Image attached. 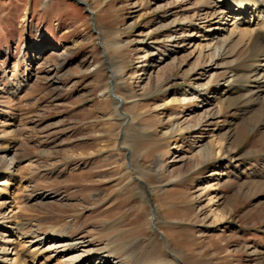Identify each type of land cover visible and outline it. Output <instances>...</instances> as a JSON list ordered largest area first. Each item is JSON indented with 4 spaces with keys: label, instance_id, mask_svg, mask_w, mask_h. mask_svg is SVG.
Segmentation results:
<instances>
[{
    "label": "rangeland",
    "instance_id": "1",
    "mask_svg": "<svg viewBox=\"0 0 264 264\" xmlns=\"http://www.w3.org/2000/svg\"><path fill=\"white\" fill-rule=\"evenodd\" d=\"M212 3L0 0V148L15 146L20 161L2 196L0 216L13 210L3 226L110 243L125 264H264V185L252 184L263 172L264 132L233 108L207 121L217 108L213 99L203 106L226 62L241 57L235 49L218 63L225 68L209 66L211 26L196 18ZM185 91L194 94L181 101ZM227 129L243 162L236 173L223 161L220 184L207 191L221 162L202 149ZM212 192L213 209L226 215L220 225L206 201ZM45 193L57 197L38 198Z\"/></svg>",
    "mask_w": 264,
    "mask_h": 264
},
{
    "label": "bare ground",
    "instance_id": "2",
    "mask_svg": "<svg viewBox=\"0 0 264 264\" xmlns=\"http://www.w3.org/2000/svg\"><path fill=\"white\" fill-rule=\"evenodd\" d=\"M204 8L207 12L201 9L196 19L204 20V23L211 26L205 36L209 41L207 49H210V55H208L212 60H210L209 66L212 67V71L216 72L229 65L221 78L223 82H216L209 89L219 92H211L212 95L208 96L204 95L208 98L204 99L203 106L209 105L213 99L217 108L216 114L207 116V121L219 120L224 108H233L252 118L256 122L253 128L259 127L264 132V0H216V3ZM235 49L240 50L241 53V57L238 55L239 53L237 54L240 58L235 60L236 63L218 64L220 61L234 56ZM234 57L236 58V56ZM111 81L113 82V79ZM110 84L111 87L108 89L109 93L110 90L112 93L114 84ZM193 94L191 91H185L180 100H186ZM113 97L116 106L123 103L119 96ZM233 137L232 131L227 129L212 136V141L202 149L205 160L221 162L213 172L208 174L209 182H206L205 190L217 189L224 176V171L220 170L223 161H226L233 172L238 173V165L243 162V159L234 148L230 147V140ZM19 164L15 146L7 144L0 148V209L7 204L2 196L7 194L11 183L15 181V170ZM261 164L263 172L262 174H258L257 171L254 173L257 178V181L252 182L254 185H264V159ZM142 188L145 193L152 191L143 183ZM214 194L213 192L208 193L206 201L210 207L209 213L213 217V224L220 225L226 215L222 210L213 209L217 202V195ZM56 197L57 195L45 193L44 197L39 194L38 198L53 199ZM12 212L13 210H10L9 214ZM9 214L0 216V236L3 239H0V244L3 246L0 254L4 257L0 256V264H37L38 256H45V261L49 263L57 260L60 264H125L121 260L114 259L110 243L91 247L93 246L92 240H88L84 236L70 235L69 232L60 229L49 228L44 233L37 234L35 231L22 233L20 224L17 222L12 224L13 227L3 226V224H10ZM150 221L151 229L155 231L154 216ZM223 230V227H219L216 231L222 232ZM23 240L26 242V250L22 254H12L10 248L18 241ZM165 252L172 260L177 261V257L167 246H165ZM12 255L15 258L7 259ZM130 260L131 262L127 264H139L136 257H132Z\"/></svg>",
    "mask_w": 264,
    "mask_h": 264
},
{
    "label": "water",
    "instance_id": "3",
    "mask_svg": "<svg viewBox=\"0 0 264 264\" xmlns=\"http://www.w3.org/2000/svg\"><path fill=\"white\" fill-rule=\"evenodd\" d=\"M110 93H111V90H110ZM112 94V93H111ZM148 200H149V203L151 204V200H150V198H148Z\"/></svg>",
    "mask_w": 264,
    "mask_h": 264
}]
</instances>
